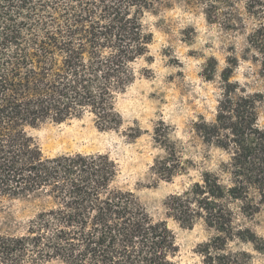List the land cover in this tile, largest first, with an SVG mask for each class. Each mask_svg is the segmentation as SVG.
<instances>
[{"label": "trees", "instance_id": "1", "mask_svg": "<svg viewBox=\"0 0 264 264\" xmlns=\"http://www.w3.org/2000/svg\"><path fill=\"white\" fill-rule=\"evenodd\" d=\"M255 25L247 37L264 77V0H242ZM161 0H0V204L37 195L43 205L22 234L0 232V264H178L179 245L166 220L155 221L136 195L117 185V162L106 153L46 156L33 129L92 115L105 130L123 117L116 98L135 81L153 33L144 23ZM207 18L226 29L244 19L236 0H201ZM244 24V23H243ZM216 64V59H212ZM221 77L214 120L195 131L227 159L166 200L167 213L186 227L198 221L216 235L201 243V264H256L252 252L230 246L264 238L239 223L264 208L262 92ZM206 69L211 78L216 68ZM174 176L169 161L156 167Z\"/></svg>", "mask_w": 264, "mask_h": 264}, {"label": "rangeland", "instance_id": "2", "mask_svg": "<svg viewBox=\"0 0 264 264\" xmlns=\"http://www.w3.org/2000/svg\"><path fill=\"white\" fill-rule=\"evenodd\" d=\"M244 19L236 29H226L207 18L201 0H161L148 11L144 23L153 33L146 58L134 64L135 81L116 98L123 117L117 130L98 127L92 115L63 123L46 122L33 129L44 155L106 153L118 164L117 185L133 192L155 221L166 220L179 245L178 264H201V243L216 235L205 221L193 227L168 216L166 200L199 181L205 170H217L227 159L220 148L203 141L195 131L201 118H215L223 93L222 70L238 58L232 80L248 93L262 92L264 77L247 37L255 22L236 0ZM216 59V64L213 62ZM215 65L211 78L206 76ZM259 122L264 125V98L259 102ZM169 161L170 180L160 178L156 167ZM43 205L37 195L6 198L0 204V232L22 234ZM239 223L264 238V208L252 217L240 215ZM231 248L252 252L264 264V252L248 242L232 241Z\"/></svg>", "mask_w": 264, "mask_h": 264}]
</instances>
